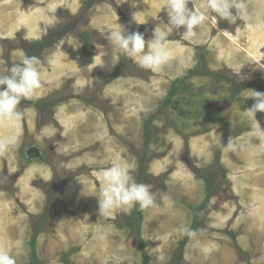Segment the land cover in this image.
<instances>
[{
  "label": "rangeland",
  "instance_id": "1",
  "mask_svg": "<svg viewBox=\"0 0 264 264\" xmlns=\"http://www.w3.org/2000/svg\"><path fill=\"white\" fill-rule=\"evenodd\" d=\"M245 3L246 20L192 41L174 30L150 70L108 36L116 13L150 41L167 0H0V74L23 55L43 65L19 126L0 119V139L19 137L0 152V248L17 264H264V134L245 112L246 91L264 92V0ZM230 138L244 148L223 151ZM114 163L152 185L154 206L99 215L97 173Z\"/></svg>",
  "mask_w": 264,
  "mask_h": 264
},
{
  "label": "clouds",
  "instance_id": "2",
  "mask_svg": "<svg viewBox=\"0 0 264 264\" xmlns=\"http://www.w3.org/2000/svg\"><path fill=\"white\" fill-rule=\"evenodd\" d=\"M135 8L139 0H124ZM189 0H167L163 9L166 11L167 24L156 26L153 30L152 39L145 40L143 33L139 31L125 35V29L116 21L109 33V40L116 48L123 50L129 58H138V63L145 69H156L169 63L172 53L167 47L168 36L181 27L184 28L182 37L184 40L192 41L197 37V29L211 22L213 27L218 24V19L227 21L229 25L236 24L238 20L244 21L249 17L248 6L245 0H207L205 11H199L188 7ZM233 10H235L233 12ZM213 13L215 15H213ZM142 12H136L133 19L139 24L147 23L141 19ZM226 35H231L223 30ZM147 49V50H145ZM3 49L0 48V56ZM0 61H3L0 59ZM94 63L102 66L101 56L94 57ZM43 65L35 56H22L20 63H14L6 67V71L0 74V119L7 122V127L17 128L24 118V111L18 106L22 100L31 99L36 90L41 88V69ZM240 73V72H239ZM238 73V74H239ZM248 98L254 103L247 109L248 118L253 123V131L264 134L260 123L257 121L256 113H264V92L249 90ZM19 144V137L11 135L0 139V152L16 147ZM225 152L243 149V144H236L232 138L226 145H219ZM210 154V153H209ZM103 188L98 197L99 215L108 216L116 209L139 205L141 209H147L155 205V194L151 191L152 185L137 183L132 175L130 166L126 163H114L110 167L102 168L97 173ZM184 233L195 239L198 232L203 229H183ZM0 264H17L16 259L9 254L8 250L0 248Z\"/></svg>",
  "mask_w": 264,
  "mask_h": 264
},
{
  "label": "trees",
  "instance_id": "3",
  "mask_svg": "<svg viewBox=\"0 0 264 264\" xmlns=\"http://www.w3.org/2000/svg\"><path fill=\"white\" fill-rule=\"evenodd\" d=\"M165 103H167V101H166ZM148 136H149V133H146V139L148 138ZM134 213H136L135 210H134ZM186 240H187V237H186L185 239H183V240L179 243V245H180V246H184Z\"/></svg>",
  "mask_w": 264,
  "mask_h": 264
},
{
  "label": "bare ground",
  "instance_id": "4",
  "mask_svg": "<svg viewBox=\"0 0 264 264\" xmlns=\"http://www.w3.org/2000/svg\"><path fill=\"white\" fill-rule=\"evenodd\" d=\"M197 254V253H196Z\"/></svg>",
  "mask_w": 264,
  "mask_h": 264
}]
</instances>
